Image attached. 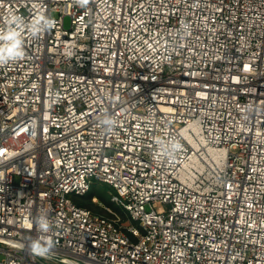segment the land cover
<instances>
[{
  "label": "built area",
  "instance_id": "built-area-1",
  "mask_svg": "<svg viewBox=\"0 0 264 264\" xmlns=\"http://www.w3.org/2000/svg\"><path fill=\"white\" fill-rule=\"evenodd\" d=\"M10 14L55 24L0 65V264H264V0H0V32ZM94 182L117 210L74 200Z\"/></svg>",
  "mask_w": 264,
  "mask_h": 264
},
{
  "label": "clouds",
  "instance_id": "clouds-1",
  "mask_svg": "<svg viewBox=\"0 0 264 264\" xmlns=\"http://www.w3.org/2000/svg\"><path fill=\"white\" fill-rule=\"evenodd\" d=\"M78 6L86 8L89 0H76ZM9 27L0 32V65L19 62L24 59V37L25 29L33 37H38L41 33L50 30L55 21L46 17L40 16L31 24H26L22 17L10 14L7 19ZM186 27V26H185ZM116 121L108 114H104L100 120V124L106 132H111ZM182 146L179 142L170 141L167 150L174 152ZM38 233H48L50 231V222L46 215L39 216L36 221ZM28 250L31 254L47 258L52 253L55 244L50 237L37 236L28 242Z\"/></svg>",
  "mask_w": 264,
  "mask_h": 264
},
{
  "label": "rangeland",
  "instance_id": "rangeland-1",
  "mask_svg": "<svg viewBox=\"0 0 264 264\" xmlns=\"http://www.w3.org/2000/svg\"><path fill=\"white\" fill-rule=\"evenodd\" d=\"M63 25L65 28L70 26V16L68 14H64L63 16ZM112 188L105 183L102 182H94V184L90 187L88 193L83 196H73L74 200L78 201L79 204L87 205L91 208H96L99 204H105L113 207V209H118L116 205L110 202V192H112ZM97 197V202H93L91 200V196Z\"/></svg>",
  "mask_w": 264,
  "mask_h": 264
},
{
  "label": "bare ground",
  "instance_id": "bare-ground-1",
  "mask_svg": "<svg viewBox=\"0 0 264 264\" xmlns=\"http://www.w3.org/2000/svg\"><path fill=\"white\" fill-rule=\"evenodd\" d=\"M209 151H210V154H211L213 157H215L216 159H218L217 156L220 157V155H221L220 152H218V151H216V150L210 149Z\"/></svg>",
  "mask_w": 264,
  "mask_h": 264
},
{
  "label": "trees",
  "instance_id": "trees-1",
  "mask_svg": "<svg viewBox=\"0 0 264 264\" xmlns=\"http://www.w3.org/2000/svg\"><path fill=\"white\" fill-rule=\"evenodd\" d=\"M92 197H93V195L90 198H92Z\"/></svg>",
  "mask_w": 264,
  "mask_h": 264
}]
</instances>
